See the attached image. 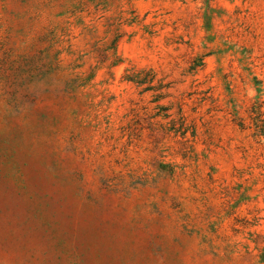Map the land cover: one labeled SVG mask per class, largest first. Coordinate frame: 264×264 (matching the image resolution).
<instances>
[{
	"label": "rangeland",
	"instance_id": "rangeland-1",
	"mask_svg": "<svg viewBox=\"0 0 264 264\" xmlns=\"http://www.w3.org/2000/svg\"><path fill=\"white\" fill-rule=\"evenodd\" d=\"M0 264H264V0H0Z\"/></svg>",
	"mask_w": 264,
	"mask_h": 264
}]
</instances>
